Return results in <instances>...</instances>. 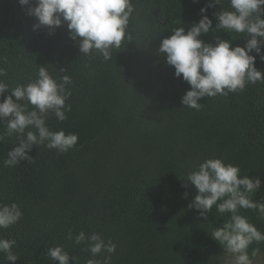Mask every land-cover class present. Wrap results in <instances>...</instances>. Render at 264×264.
<instances>
[{
    "label": "trees",
    "instance_id": "obj_1",
    "mask_svg": "<svg viewBox=\"0 0 264 264\" xmlns=\"http://www.w3.org/2000/svg\"><path fill=\"white\" fill-rule=\"evenodd\" d=\"M132 2L126 30L132 39L106 61L95 50L81 54L66 23L51 34L46 27L33 30L36 18L19 0H0V69L5 73L0 80L10 88L27 84L39 66L58 81L69 75L67 119L50 114L47 124L53 131L79 134L66 153L34 145L33 162L13 167L3 160L19 143L17 135L0 142V203L16 202L23 211L16 224L0 229V238L17 241L14 264H59L47 255L58 245L76 258L70 264H87L93 258L87 245L67 238L69 231L74 237L82 230L117 245L111 264H221L225 250L210 234L229 214L220 216L214 206L205 218L189 208L197 190L186 176L208 158L239 165L241 175L259 176L262 185L253 198L264 199V83L203 97L199 110L188 108L182 97L190 84L176 77L174 66L158 52L172 29L187 31L199 22L209 0ZM222 7L229 8V0H222ZM220 8L206 13L214 25ZM241 35L210 31L200 38L214 43L220 36L235 47L249 38ZM256 67L264 70L259 56ZM5 131L0 121V134ZM240 211L264 232V218L251 209ZM256 249V256H264V242L250 245L249 255ZM5 255L0 252V264H13Z\"/></svg>",
    "mask_w": 264,
    "mask_h": 264
},
{
    "label": "clouds",
    "instance_id": "obj_2",
    "mask_svg": "<svg viewBox=\"0 0 264 264\" xmlns=\"http://www.w3.org/2000/svg\"><path fill=\"white\" fill-rule=\"evenodd\" d=\"M19 3L26 8L27 15L36 18L33 30L46 27L51 34L66 23L70 38L78 42L81 54L91 55L95 50L107 61L125 39H132L130 34L126 36L135 10L132 0H19ZM215 5L221 8L213 14L217 21L214 25L206 13ZM200 12L202 18L198 23H193L187 31L183 26L172 29V34L161 41L158 49L166 62L174 66L176 77L182 75L191 86L182 97V104L196 110L202 107L203 97L227 96L243 92L248 83H264V70L256 67L257 56L264 60V0H229L227 9L222 7V0H209ZM210 31H227L249 38L243 46L235 47L232 40L220 36L215 37L214 43L200 38ZM4 74L0 69V76ZM72 83L67 74L58 81L46 66H39L36 78L27 84L10 88L0 80V121L6 123L0 142L13 134L19 140L14 149L7 151V158L3 160L5 167L16 166L24 160L33 162L29 153L34 145L55 149L58 154L77 145L78 133L53 131L47 124L50 114L59 121L67 119L66 112L71 110V105L66 101L71 96ZM9 89V95L4 98ZM186 179L197 190L189 208H195L205 218L214 206L220 216L229 214L210 234L224 248L229 258L227 264H254L253 258L259 249L251 255L248 249L254 242H264V232L240 210L251 209L264 218V199L253 198L261 188V178L241 175L239 165L226 163L222 158H208L189 172ZM22 216L18 203H0V229L16 224ZM67 238H74L77 245H87L86 250L93 257L87 264H111V254L117 247L111 239L105 240L98 232L88 235L83 230L74 237L69 231ZM16 244L15 239L0 238V252L13 264L19 259L13 251ZM102 252L108 254L103 261L95 259ZM47 255L59 264H70L71 259H76L62 245L48 248Z\"/></svg>",
    "mask_w": 264,
    "mask_h": 264
},
{
    "label": "rangeland",
    "instance_id": "obj_3",
    "mask_svg": "<svg viewBox=\"0 0 264 264\" xmlns=\"http://www.w3.org/2000/svg\"><path fill=\"white\" fill-rule=\"evenodd\" d=\"M228 259L227 254H225L221 264H227ZM253 260L254 264H264V256L262 254L257 255Z\"/></svg>",
    "mask_w": 264,
    "mask_h": 264
}]
</instances>
